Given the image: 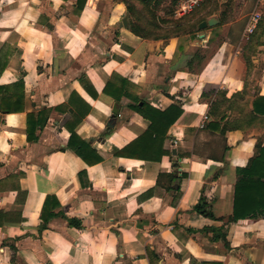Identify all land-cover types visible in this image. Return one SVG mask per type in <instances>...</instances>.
I'll use <instances>...</instances> for the list:
<instances>
[{"label":"crops","instance_id":"1","mask_svg":"<svg viewBox=\"0 0 264 264\" xmlns=\"http://www.w3.org/2000/svg\"><path fill=\"white\" fill-rule=\"evenodd\" d=\"M126 14L117 0H0V88L22 81L0 100L23 101L0 110V264H264V216L231 220L236 170L264 141L253 111L264 39L249 52L230 22L146 40ZM137 99L181 109L157 161L116 153L149 125ZM43 109L28 141L27 114ZM72 130L95 152L88 163L68 147ZM203 203L213 217L195 210Z\"/></svg>","mask_w":264,"mask_h":264},{"label":"trees","instance_id":"2","mask_svg":"<svg viewBox=\"0 0 264 264\" xmlns=\"http://www.w3.org/2000/svg\"><path fill=\"white\" fill-rule=\"evenodd\" d=\"M122 2L129 16H134V6L130 0H117ZM151 2L152 0H148ZM168 0H160V3L167 2ZM177 0H171V5L165 6L164 10L166 14L173 15L174 12V3ZM86 0H77V8L80 10L84 6ZM158 4V5H159ZM224 11L221 13V17L224 15ZM211 14V13H210ZM209 14V15H210ZM208 15V16H209ZM153 18H155V14H152ZM207 17V16H206ZM206 17H202L196 21V23L190 25V29L193 27V31L195 33L201 31L198 29V25L201 21L205 20ZM219 18V25L224 24L223 19ZM183 18L176 19H164V22L167 25L174 26V28L167 30L170 32L169 34H155V40L163 39L168 40L173 37H180V33L187 29L188 26H180V20ZM128 29L135 35L139 36L142 39H148L150 34L145 31V28L139 26L136 21H129ZM260 35H253L252 42L247 46H245V50L253 51V48L259 44ZM192 38L194 36L192 35ZM254 39V40H253ZM199 58V56H197ZM199 67V66H198ZM2 69V67H1ZM0 69V71H1ZM22 85V81L16 83L13 86H6L0 89L9 91L15 90V93L18 92V89ZM12 95H7V97L0 100V110L5 113L16 112L23 110V101L22 97L18 98L17 96L12 99ZM141 101L137 99L135 101L136 105L132 106L134 111L139 112L145 119L149 121V125L145 132L140 135L137 139L129 143L120 151H117V155L137 158L143 160H152L157 161L160 157L165 154L167 151L163 150L162 143L167 135V131L169 127L177 120V118L181 114V109H179L175 105H171L166 110L161 111L157 110L145 102H142L140 106L139 103ZM253 111L254 114L264 115V97H257V99L253 103ZM48 110H41L35 115L34 113L27 114V139L28 141H36L37 136L35 135L36 129H41L45 124L47 118ZM208 116V115H207ZM209 117V116H208ZM248 117V116H247ZM248 122L252 121L251 119H247ZM237 123H234L236 125ZM216 124H211L210 126H214ZM68 147L73 149L74 152L80 156L85 162L88 163V159H86L83 152L86 149H90V144L84 140H81L75 132L72 130ZM88 149V152L91 154H95L94 151ZM101 158L99 156L96 157L95 161L99 162ZM94 162V163H96ZM236 173L238 175V179L234 186V196H233V216L231 217L232 221H236L239 219L245 218H256L259 216H264V141L258 140L255 144V153L252 158L249 159L248 164L245 167L237 168ZM162 175H159V179ZM172 181V180H171ZM171 187H168L170 190ZM48 207V197L46 198L43 209H42V219L44 223L47 222V218L44 215V210ZM195 210L205 217H213L212 213L207 210L205 203L201 206L197 204L195 206ZM55 213H48L49 217L53 216ZM69 224H73L76 227L81 228V223L77 219H68Z\"/></svg>","mask_w":264,"mask_h":264},{"label":"rangeland","instance_id":"3","mask_svg":"<svg viewBox=\"0 0 264 264\" xmlns=\"http://www.w3.org/2000/svg\"><path fill=\"white\" fill-rule=\"evenodd\" d=\"M130 1L133 3L135 8V14L133 17L128 15L129 21L134 20L139 26L145 28V31L150 34L149 38L146 40L156 41L155 37H157V35L155 34H169L170 32H167V30L174 28V26L167 25V23L164 22V19L169 18H183L180 20V26H188L187 29L179 32L180 36H196L197 33L193 31V27L190 29V25L196 23L198 19L206 16L205 20L210 17H215L219 20L223 11L225 12L221 17L223 19V23H232L230 32L235 38L239 39L237 45L243 47L245 44V46H248L252 42L253 35L255 34L260 35L258 38L259 42L261 38L264 39V0H202L192 12L185 15L177 13L179 5L183 0H177L174 3L173 15L166 14L164 10L165 6L172 4L171 0L160 4V0H152L151 2L148 0ZM255 8L260 10L262 14L261 20L257 24L254 31L247 38H242L243 30L246 26L249 15ZM152 14H155V18H153ZM216 30H219L217 35L220 36L222 33L221 28H217ZM219 36H214L213 41L199 51V58L196 61V64H198L199 67L204 62L205 57H207L219 44L221 40V37Z\"/></svg>","mask_w":264,"mask_h":264},{"label":"built area","instance_id":"4","mask_svg":"<svg viewBox=\"0 0 264 264\" xmlns=\"http://www.w3.org/2000/svg\"><path fill=\"white\" fill-rule=\"evenodd\" d=\"M201 1L202 0H183L179 5L177 13L180 15H185V14L192 12L196 8V6L199 5ZM261 17H262V14L260 10L258 8L253 9V11L249 15L248 21L243 30V34H242L243 38H247L254 31L257 24L261 20ZM207 119H208V116L204 115L203 123L201 124L200 127L204 126V122H206Z\"/></svg>","mask_w":264,"mask_h":264},{"label":"water","instance_id":"5","mask_svg":"<svg viewBox=\"0 0 264 264\" xmlns=\"http://www.w3.org/2000/svg\"><path fill=\"white\" fill-rule=\"evenodd\" d=\"M219 23V20L215 17H210L206 20H203L199 23L198 25V29L199 30H204L207 27H213L215 25H217ZM122 24L124 27H128L129 25V18H128V14H126L123 19H122ZM117 114H119V109L114 106L113 110H112V118H114V116H116ZM108 125L110 124L109 122L107 123Z\"/></svg>","mask_w":264,"mask_h":264}]
</instances>
